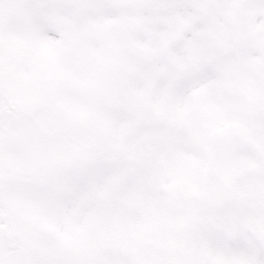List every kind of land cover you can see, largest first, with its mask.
<instances>
[{
  "label": "snow or ice",
  "instance_id": "obj_1",
  "mask_svg": "<svg viewBox=\"0 0 264 264\" xmlns=\"http://www.w3.org/2000/svg\"><path fill=\"white\" fill-rule=\"evenodd\" d=\"M0 264H264V0H0Z\"/></svg>",
  "mask_w": 264,
  "mask_h": 264
}]
</instances>
